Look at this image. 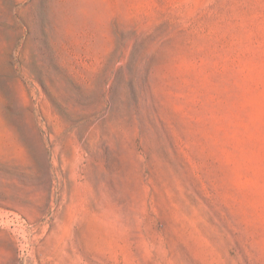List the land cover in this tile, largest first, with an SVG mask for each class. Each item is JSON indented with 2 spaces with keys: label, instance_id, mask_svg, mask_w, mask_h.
<instances>
[{
  "label": "rangeland",
  "instance_id": "1",
  "mask_svg": "<svg viewBox=\"0 0 264 264\" xmlns=\"http://www.w3.org/2000/svg\"><path fill=\"white\" fill-rule=\"evenodd\" d=\"M0 264H264V0H0Z\"/></svg>",
  "mask_w": 264,
  "mask_h": 264
}]
</instances>
